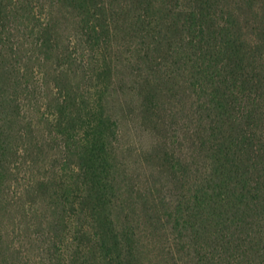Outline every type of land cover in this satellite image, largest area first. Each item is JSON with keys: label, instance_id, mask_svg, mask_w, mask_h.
<instances>
[{"label": "rangeland", "instance_id": "1", "mask_svg": "<svg viewBox=\"0 0 264 264\" xmlns=\"http://www.w3.org/2000/svg\"><path fill=\"white\" fill-rule=\"evenodd\" d=\"M102 1L112 12L109 20L114 18L115 31L110 45L99 55L88 52L79 42V9L65 0H41L36 5L35 13L41 20L38 28L51 23L56 48L47 59L36 54L30 60L32 46L25 44L19 62L20 86L11 89L6 83V91L10 97L15 95L20 109L4 127L3 138L12 146L13 156H9L10 173L0 185V264H121L126 259L131 264H197L192 241L207 247L206 239L194 230L182 225L180 231L175 230L176 219L170 216L196 180V169H205L206 163L205 154L193 146L197 123L193 112L199 102L187 88V74L180 64H173L171 80L166 82L165 67L161 70L157 66L165 59L177 62L173 52L181 45L180 33L158 15L151 19V33L133 38L138 4L132 0ZM223 1L225 7L241 13L244 28L249 25L244 30L248 33L255 25V14L238 10L244 0ZM257 3L262 15L264 0ZM123 9L125 16L121 15ZM169 17L168 22L175 23L180 16L174 13ZM152 33L158 45L148 50L145 43L156 44L151 41ZM73 55L75 63L69 57ZM100 67L110 73L99 76ZM69 97L76 98L78 106L70 101L61 115L63 122L71 119L72 112L76 117L84 116L95 104H102L116 122L112 141L115 189L108 213L116 225L136 234L131 257L113 253L107 262L94 238L97 230L89 217L90 208L80 213V200L75 204L77 211L71 205L79 190L69 168L73 164L58 171L65 150L58 129L50 124L54 120L50 113L60 109L58 100ZM148 98L152 99L149 104ZM55 137L60 145L54 144ZM74 162L70 159V164ZM179 162L193 165L192 179L181 181L173 169Z\"/></svg>", "mask_w": 264, "mask_h": 264}, {"label": "trees", "instance_id": "2", "mask_svg": "<svg viewBox=\"0 0 264 264\" xmlns=\"http://www.w3.org/2000/svg\"><path fill=\"white\" fill-rule=\"evenodd\" d=\"M38 1L41 0H0V185L10 173L9 156H13L12 146L3 138L4 127L13 122L15 111L20 109L15 95L10 97L6 91V83L11 89L20 86L19 62L25 44L32 46L30 60L36 54L46 55L47 59L56 48L51 23L38 28ZM65 1L81 11V46L93 55L103 53L115 31L114 18L109 20L111 10L102 0ZM258 1L244 0V6L238 8L256 16L255 25L246 33L249 25L244 28L241 13L225 7L223 0H132L138 4L132 23L133 38L135 34L143 37L151 33L158 15L160 19L164 17L170 29L179 31L181 45L173 52L177 62L165 59L157 66L165 67L164 79L169 82L173 64H180L188 77L187 88L198 97L193 112L197 117L193 146L196 152L205 154V169H196V180H192L188 194L179 198L176 212L170 215L176 219L175 230L180 231L182 225L206 239L207 247L192 241L197 264H264V13L261 15ZM174 13L180 17L169 23ZM121 15H126V9ZM151 36L156 44L145 43L148 50L158 45L153 33ZM75 56H69L74 63ZM98 72L99 76L110 73L101 67ZM70 101L77 105L76 98L58 100L60 109L50 113L54 119L50 124L61 137V141L55 137L54 144L62 142L65 150L58 171H66L73 164L69 168L79 190L71 205L75 212L80 200V213L90 208L89 217L97 230L94 238L106 253L107 262L113 253L131 257L136 249V234L120 228L108 213L115 189L112 141L116 138V122L102 104L90 106L84 116L76 117L72 112L71 119L63 122L61 115ZM70 159L75 162L70 164ZM192 168V164L181 162L173 167L182 182L192 179ZM121 264L131 261L126 259Z\"/></svg>", "mask_w": 264, "mask_h": 264}]
</instances>
